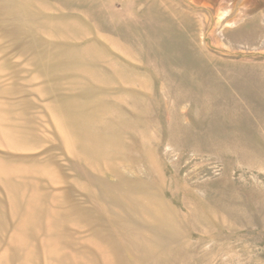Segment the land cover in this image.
<instances>
[{
  "label": "rangeland",
  "instance_id": "374dc122",
  "mask_svg": "<svg viewBox=\"0 0 264 264\" xmlns=\"http://www.w3.org/2000/svg\"><path fill=\"white\" fill-rule=\"evenodd\" d=\"M0 264H264V0H0Z\"/></svg>",
  "mask_w": 264,
  "mask_h": 264
}]
</instances>
